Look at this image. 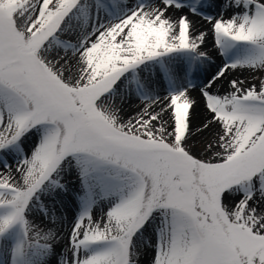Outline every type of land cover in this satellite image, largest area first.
I'll return each mask as SVG.
<instances>
[{"label":"snow or ice","instance_id":"1","mask_svg":"<svg viewBox=\"0 0 264 264\" xmlns=\"http://www.w3.org/2000/svg\"><path fill=\"white\" fill-rule=\"evenodd\" d=\"M0 160V264H264V0H0Z\"/></svg>","mask_w":264,"mask_h":264},{"label":"bare ground","instance_id":"2","mask_svg":"<svg viewBox=\"0 0 264 264\" xmlns=\"http://www.w3.org/2000/svg\"><path fill=\"white\" fill-rule=\"evenodd\" d=\"M193 20L195 21V26L197 29L201 28L204 25V22L199 17H193ZM205 47L207 48L209 52L213 53V55H212V61L206 65L208 69V73L210 74L202 73L198 77L196 76L193 77V83L199 85L200 87H202L203 84L206 83L208 79H211L212 75H215V72L218 70V67H222V64L219 63V60H217L216 55L214 53L211 37H209L208 44ZM163 94L164 93H162V95ZM191 94L193 97L199 99L198 90H192ZM197 112H203V105H199L197 107ZM77 206L74 209L73 215L78 212ZM56 210L58 212L59 208L57 207ZM65 232H67V225H65Z\"/></svg>","mask_w":264,"mask_h":264},{"label":"rangeland","instance_id":"3","mask_svg":"<svg viewBox=\"0 0 264 264\" xmlns=\"http://www.w3.org/2000/svg\"><path fill=\"white\" fill-rule=\"evenodd\" d=\"M249 79H251V77H249ZM12 161H9V163H11ZM4 160H0V164H3ZM83 199V197H81V200ZM77 210L78 212L81 210L82 204H80L79 202L77 203Z\"/></svg>","mask_w":264,"mask_h":264}]
</instances>
